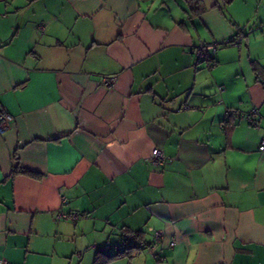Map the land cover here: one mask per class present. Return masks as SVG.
<instances>
[{"label":"crops","instance_id":"1","mask_svg":"<svg viewBox=\"0 0 264 264\" xmlns=\"http://www.w3.org/2000/svg\"><path fill=\"white\" fill-rule=\"evenodd\" d=\"M262 80L264 0H0V260L264 264Z\"/></svg>","mask_w":264,"mask_h":264},{"label":"built area","instance_id":"2","mask_svg":"<svg viewBox=\"0 0 264 264\" xmlns=\"http://www.w3.org/2000/svg\"><path fill=\"white\" fill-rule=\"evenodd\" d=\"M227 43H234V44H239L240 43V37H236V36H231L228 39H226L222 44H227ZM217 44H213V43H203L200 44L196 47L195 49V53L198 59L204 58L206 57V53L207 52H214L216 50ZM209 66L213 64V62H208L207 63ZM115 81V77L114 76H105L103 77V83L106 87L110 88L112 87L113 83ZM226 116H233L237 119L240 120H244L248 123L257 124V120H256V116H257V110L256 109H251L249 112L247 113H239L238 111L234 110V109H228L226 111ZM12 119V116L6 112L4 109L0 108V133H2L8 123L10 122V120ZM258 150L260 151H264V136H262L259 144H258ZM150 160L152 163L156 164V165H163L164 162L166 161V157L163 154L162 150L159 147H154L151 150L150 153ZM57 217L58 218H77L78 217V213L73 212L71 214H66V213H62L59 212L57 213ZM155 241H157L159 239V237L161 236V233L159 231L155 232ZM128 236H134L132 234H128ZM170 244H173V241L170 242ZM148 248L150 249V252H153V245H148ZM0 264H9L6 260L2 259L0 260Z\"/></svg>","mask_w":264,"mask_h":264},{"label":"trees","instance_id":"3","mask_svg":"<svg viewBox=\"0 0 264 264\" xmlns=\"http://www.w3.org/2000/svg\"><path fill=\"white\" fill-rule=\"evenodd\" d=\"M226 1L228 2L229 0H226ZM190 10H192L194 12H199L200 10H202V8L199 7L197 5V3H196V4L191 6ZM208 61L212 62L211 58H209ZM254 70L257 72L258 76L261 75L260 69H258L257 65L254 66ZM262 83H264V80H262ZM139 234H140L139 232L132 233V235H134L132 237L131 236H126L125 237V235H124L122 241L128 240L129 242L124 243V245L122 247L123 249L122 248H117L113 253L107 252V249H105V248H103V249L102 248H98V251H97L98 255L96 256V260H95L94 264H103L104 263V261L101 258V255H105V256H107V257H109L111 259H115V258H117L119 256L128 254V251L130 249L134 248V247H140L141 245H138Z\"/></svg>","mask_w":264,"mask_h":264},{"label":"rangeland","instance_id":"4","mask_svg":"<svg viewBox=\"0 0 264 264\" xmlns=\"http://www.w3.org/2000/svg\"><path fill=\"white\" fill-rule=\"evenodd\" d=\"M83 247L79 248V251H80V253L82 255V259H83V261L81 259V263L80 264H93L92 262H93L94 256L98 255L97 253L95 254L96 249L95 250H92V249L90 250L88 247L87 248H85V247L83 248ZM105 249H107V246L105 247ZM85 250H88L89 252H87ZM130 254H131L130 252L128 254H125L124 255V257H125L124 260L123 261L121 260V262H119L117 264H127L129 262L127 257H130ZM101 258L104 261L103 264H115V263H111V262L114 261L113 259H111V258H109V257H107L105 255H101ZM91 260H92V262H91Z\"/></svg>","mask_w":264,"mask_h":264}]
</instances>
